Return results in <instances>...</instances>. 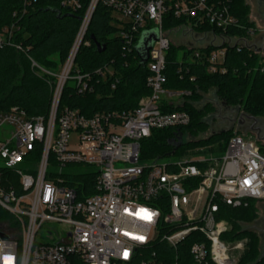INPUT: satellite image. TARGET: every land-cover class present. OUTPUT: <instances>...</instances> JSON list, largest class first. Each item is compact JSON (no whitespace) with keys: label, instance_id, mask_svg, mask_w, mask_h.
<instances>
[{"label":"built area","instance_id":"2783aa9c","mask_svg":"<svg viewBox=\"0 0 264 264\" xmlns=\"http://www.w3.org/2000/svg\"><path fill=\"white\" fill-rule=\"evenodd\" d=\"M19 1L25 14L39 0ZM58 1L72 12L82 8L80 0ZM99 4L119 16L128 51L144 32L156 30L158 38L146 63L151 94L133 112L86 117L60 105L66 87L92 93L96 78L115 74L112 63L94 73L76 63ZM168 15L184 23L166 29ZM15 29L0 32V49L24 51L13 41ZM172 32L192 61L204 56L209 74H225L228 52L252 57L257 26L235 15L232 0H91L58 71L31 59L55 83L46 117L17 107L0 115V264H242L248 240L233 237L228 210L264 204V153L243 127L228 130L234 135L221 153L209 147L178 161L141 158L153 131L191 123L187 112L164 109L183 98L165 89ZM77 166L84 170H65Z\"/></svg>","mask_w":264,"mask_h":264},{"label":"trees","instance_id":"16d2710c","mask_svg":"<svg viewBox=\"0 0 264 264\" xmlns=\"http://www.w3.org/2000/svg\"><path fill=\"white\" fill-rule=\"evenodd\" d=\"M91 0H80L81 10L72 12L61 7L58 0H39L23 14L19 0H0V32L15 26L13 41L21 44L24 51L13 47L0 49V115L12 108H20L29 116L46 117L50 110L55 79L32 69L31 59L40 67L56 72L66 60L75 41L81 20ZM232 9L240 20L247 24L249 9L244 0H232ZM17 13L16 17L14 14ZM184 23L172 15L165 18V28L174 29ZM120 23L113 12L99 4L91 18L85 36L89 46H82L76 63L83 73H94L97 69L113 64L114 76L106 82L96 78L94 91L78 95L66 87L61 98V109L68 106L78 109L86 117L96 113L133 112L144 97L151 94L147 80L149 71L143 66L138 54L142 33L134 40L131 51L120 37ZM97 44L105 47L99 53ZM184 51L180 57V51ZM212 49L202 50L207 54ZM192 50L184 46H171L166 55L167 84L169 92L182 95L180 105H164L167 112L184 111L191 117L187 127L153 131L150 139L142 142V161L177 155L182 149L209 148L221 153L226 149L233 131L212 135L214 107L207 97L211 92L229 106L239 108L251 116L264 115V72L254 71L255 60L247 52L227 53V73H208L206 57L192 61ZM115 88L112 89V85ZM211 134L205 139L202 135ZM193 140L179 149L173 148L179 136ZM79 180V179H78ZM80 181H85L80 179ZM259 218V208L251 202L248 207L228 210V221L232 224L233 237L247 239V249L242 264H264L260 257L258 235L240 231L239 224L253 223Z\"/></svg>","mask_w":264,"mask_h":264},{"label":"flooded vegetation","instance_id":"af4514ba","mask_svg":"<svg viewBox=\"0 0 264 264\" xmlns=\"http://www.w3.org/2000/svg\"><path fill=\"white\" fill-rule=\"evenodd\" d=\"M246 6L249 9V15L255 25L257 26V33L254 37L253 47H252V58L255 60L254 71L259 70L262 66L261 71L264 72V0H244ZM214 107L213 119L217 120L214 125H217L212 133H217L221 131H228L232 129L236 124L242 122L243 129L249 131L256 141L257 144L264 146V115L261 116H251L255 118L254 121L238 117L240 109L229 106L224 102L219 101L215 96L212 101ZM240 119V120H238ZM256 222L258 225H256ZM253 226V230L257 232L259 238L264 237V207L260 209V216ZM261 240V238H260ZM264 245V241L261 240Z\"/></svg>","mask_w":264,"mask_h":264},{"label":"rangeland","instance_id":"374dc122","mask_svg":"<svg viewBox=\"0 0 264 264\" xmlns=\"http://www.w3.org/2000/svg\"><path fill=\"white\" fill-rule=\"evenodd\" d=\"M115 17H116V19H120L119 18V16L118 15H114ZM170 38H171V41H172V43H173V45H175V46H182V45H185V44H183L182 43V37L180 36V35H177V34H175V33H170ZM183 53H184V51H180V57H182V55H183ZM71 85H73V83H70L69 84V86H71ZM207 99L209 100V101H212L213 99H214V95H210V96H208L207 97ZM213 122H217V120H212ZM217 127V125H212V127H211V132L213 131V130H216L215 128ZM210 132V133H211ZM210 133L209 134H206V136H209L210 135ZM245 133H247V136L248 137H252V135H251V133L249 132V131H245ZM245 133H244V131L243 132H241L240 134L241 135H245ZM203 137V136H202ZM247 138V137H246ZM253 138V137H252ZM191 140H193L192 138H190V137H183V143H186V142H188V141H191ZM259 146H260V148L262 149V153H264V146H262V145H260V144H258ZM183 150L184 149H182L177 155H172V156H165V157H161L162 158V162H170V161H178V160H183V159H186V158H191V157H195V156H198V154H196L195 153V151H192V150H188V152L186 153H184V154H182V152H183ZM72 168H74V167H71V168H66L65 170L67 171V170H72V171H77V172H82L84 169L83 168H80V167H75L74 169H72ZM264 207V204H260V205H258V208H259V216H260V209H262ZM257 221V220H256ZM255 221V222H256ZM255 222H253V223H245V224H243V231H247V232H250V233H254V234H256V235H258L257 234V232H255L254 230H253V226L255 225ZM259 236V235H258ZM246 253V252H245ZM259 253H260V257H262L263 255H264V245L262 244V242H260L259 243Z\"/></svg>","mask_w":264,"mask_h":264},{"label":"water","instance_id":"95a60500","mask_svg":"<svg viewBox=\"0 0 264 264\" xmlns=\"http://www.w3.org/2000/svg\"><path fill=\"white\" fill-rule=\"evenodd\" d=\"M158 38V33L157 31H150V32H145L141 38V41L139 43L138 46V54L140 57V62L143 66L146 65L148 59H149V51L153 45V43H155L157 41ZM97 48L99 53L104 52L105 47H101L99 44H97ZM245 118L251 121H254L255 118L250 117L248 115H245ZM239 125H243L242 122H239ZM224 133V132H222ZM173 148L175 149H179L182 145H183V137L182 135L179 136L178 140L176 142H174L173 144ZM174 154V152H172V155ZM256 225H258V223L256 222ZM261 240L264 241V237L261 236L260 237Z\"/></svg>","mask_w":264,"mask_h":264},{"label":"crops","instance_id":"0c3cea01","mask_svg":"<svg viewBox=\"0 0 264 264\" xmlns=\"http://www.w3.org/2000/svg\"><path fill=\"white\" fill-rule=\"evenodd\" d=\"M171 104L174 105H180L181 104V100L180 99H169Z\"/></svg>","mask_w":264,"mask_h":264}]
</instances>
